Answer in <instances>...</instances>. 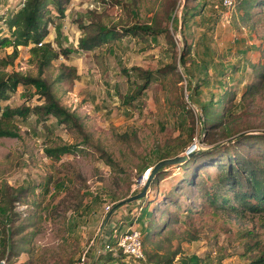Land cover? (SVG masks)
<instances>
[{
    "label": "rangeland",
    "instance_id": "rangeland-1",
    "mask_svg": "<svg viewBox=\"0 0 264 264\" xmlns=\"http://www.w3.org/2000/svg\"><path fill=\"white\" fill-rule=\"evenodd\" d=\"M23 1L0 2V39L15 38L8 19ZM260 3L253 1L252 14L241 5L229 20L218 15L213 0H70L64 16L48 3L49 33L41 41L51 42L60 54L43 76L55 83L61 103L79 115L88 140L77 130H66L54 117L46 121L31 113L12 119L20 137L0 138V185L30 184L46 194L49 188L35 206L22 208L39 217L35 224L17 223L21 227L15 239L21 250L11 264H74L84 254L86 264H101L114 223L131 217L139 205H124L110 219L106 208L140 193L144 185L134 193L132 188L171 146L178 147L172 155H181L194 138H201L203 144L202 105L212 98L210 119H218L223 109L233 105L234 118L229 119L225 110L223 114L240 132L225 139L222 128L214 129L210 136L217 141L208 140L204 149L245 134L264 133V3ZM194 9L186 21L185 13ZM83 23L119 30L151 23L160 33L155 38L127 35L83 51L77 49ZM34 46V42L19 46L13 60L14 47L0 46V75L37 74L30 62ZM59 46L70 50L69 55L61 54ZM68 67L76 68L75 77L68 70L71 77L58 80ZM135 68L154 73L152 83L128 104L123 96L129 97L144 83ZM33 90L20 85L2 105L42 103ZM60 142L81 145L71 154L48 157L45 147ZM206 166L201 176L217 184L215 167ZM185 174L170 165L158 187L152 189L150 183L149 202H155L157 190H172ZM180 191L169 201L161 196L159 202L167 211L153 218L164 229L158 233L157 225L150 240L144 237L151 254L177 251L174 264H184L192 256L200 258V264H246L264 253V213L244 211L243 206L239 213L214 208L191 184ZM1 239L0 235V252ZM144 253L142 261L122 258L110 264H145L148 254Z\"/></svg>",
    "mask_w": 264,
    "mask_h": 264
},
{
    "label": "trees",
    "instance_id": "trees-1",
    "mask_svg": "<svg viewBox=\"0 0 264 264\" xmlns=\"http://www.w3.org/2000/svg\"><path fill=\"white\" fill-rule=\"evenodd\" d=\"M2 0H0L1 2ZM70 0H25L24 5L11 15L8 19L9 26L11 29L15 28L14 36L11 39L9 37L0 39V46L12 45L14 47L12 60L18 56V47L22 45H28L30 42H34L35 46L31 48V60L37 68V74H23L20 72L4 73L0 75V138L2 137H20V133L17 128L13 127L12 119L15 116L25 117L28 114H35L40 119L48 120L50 117H54L57 123L70 130H77L83 133L85 140H88V134L83 130V124L80 120L79 115L65 107L59 97L56 94L54 84L44 77L45 70L52 65L53 60L59 57V52L52 46L51 42H42L41 40L47 37L48 22L45 19V9L48 3H52L61 16L65 15L66 4ZM254 1V0H253ZM252 0H237L236 10L241 8V5H247L249 14H252L254 8ZM260 1V5L264 2ZM261 5V6H262ZM185 13L184 19L187 21L190 15L194 13ZM189 15V16H187ZM82 36L79 39L78 48L83 51H92L96 48L101 47L104 44L113 43L116 40L130 35V36H142L152 35L154 38L158 36L160 30L155 28L153 24H133L128 28L119 30L113 27H109L104 24L95 23L93 24H81ZM58 36L62 34L61 24L56 27ZM61 50L63 48L59 46ZM70 50L64 49L61 54L69 55ZM1 63V60H0ZM4 64L7 65L4 61ZM68 70H72V77L76 75V68L68 67L67 70H62L58 75V80H67L71 77ZM136 74H139L143 78L144 83L138 86L139 90L133 92L128 97L123 96V100L128 104H131L136 100L140 94L152 83V75L154 72L144 71L141 68H135ZM202 81V80H201ZM23 85L27 88L34 89L33 95H39L43 99L42 103L31 107L27 105L17 107H4L2 102L8 100L12 93L18 90V87ZM198 88L195 92H197ZM214 99L212 98L207 104L202 105L203 116L205 119V139L203 144L208 145V140H211L210 131L214 129H223L222 138H229L240 131L233 129L231 122L225 119V114L222 113L218 116V119H210V108L213 105ZM222 101V100H221ZM175 103V102H173ZM234 106L231 105L224 111L228 113V118L232 119L234 115ZM204 123V122H203ZM217 140H211L210 143H216ZM86 142V141H85ZM83 142V145L85 144ZM81 144H69L60 142L56 145L46 146L44 151L50 158H58L64 154H71L80 149ZM189 144L184 146V149ZM247 148L246 152H243V147ZM175 146H171L170 151L159 157L156 164L167 158L179 155ZM207 164L211 167H215L217 174V184H213L207 180L204 176H201V171L207 168ZM155 165V164H154ZM153 165V166H154ZM177 168L183 170L186 173L183 176L182 181H179L176 186L164 192L163 190H157V198L155 202H149V192L142 199L136 200L133 203H137L139 216L136 219L138 226L141 227L140 231L143 236V248L144 252L148 254V259L145 260V264H174L176 257L179 254L177 251H170L169 253L160 254L159 256L151 254L145 247L144 237L151 239L150 235L155 231L157 225L159 232L162 233L164 229L159 223L155 224L154 216L157 214H164L167 211V207L163 208L161 204V196L164 197L162 200L173 198L177 192H181L180 188L185 189L188 184L194 186L198 193H202L206 197V201L209 205L214 208H222L239 213L241 211H250L253 213H264V133H249L243 136H239L235 141L226 143L223 145H214L213 148H206L198 150L185 162L176 164ZM151 168V166L149 167ZM147 168V170L149 169ZM169 166L163 167L151 180V188L158 187V184L165 178L164 174L168 172ZM151 172V171H150ZM149 172V174H150ZM212 175V174H211ZM154 186V187H153ZM150 188V189H151ZM224 191H223V190ZM38 193V194H37ZM49 188H47V194ZM42 194V195H41ZM45 192H37V189L30 184L21 185L14 187L7 181H4L0 185V230H2V252H0V260L6 257L9 264L10 260L14 256H18L21 250L20 243L16 241L15 237L18 232V228L21 227L17 223L20 221L24 225L32 223L37 220L39 215L32 213L27 215L25 210H18L19 206H35L41 197H46ZM127 197V196H126ZM125 198V197H123ZM178 200V197L175 198ZM37 201V202H36ZM161 201V202H159ZM149 202V203H148ZM154 203V204H153ZM116 205V203H115ZM131 205V204H129ZM151 205H153L152 208ZM243 206V210H239V207ZM17 209V211L15 210ZM150 220L152 222L151 228ZM134 222V216L127 217L120 221L118 228L124 229L126 225ZM37 223V222H35ZM34 222L32 224H35ZM155 233V232H154ZM115 239L112 237L110 245H115ZM117 252V253H116ZM122 252L116 250H110L106 254L101 256V264H109L111 262H119L124 258ZM200 264V258L192 256L186 260L184 264ZM246 264H264V253L261 252L258 256L251 259Z\"/></svg>",
    "mask_w": 264,
    "mask_h": 264
},
{
    "label": "built area",
    "instance_id": "built-area-1",
    "mask_svg": "<svg viewBox=\"0 0 264 264\" xmlns=\"http://www.w3.org/2000/svg\"><path fill=\"white\" fill-rule=\"evenodd\" d=\"M213 1H214V7L217 10L218 15L224 16L227 20L233 17L234 12L236 11L237 0H213ZM24 2L25 0L21 2L19 6L22 7L24 5ZM201 141H202L201 138L200 140L198 137L194 138V140L185 148L183 154H185L186 156H191L198 150L202 149L203 144ZM149 171L150 170H148V172H146L144 176L145 177L144 182L139 181L137 186H134L132 188L131 193L138 191L143 185H145L149 177L148 175ZM144 177H142L141 180ZM20 207L22 210L23 207H27V206L24 205V206H19V208ZM112 209L113 207L108 206L106 208V214L109 213ZM118 210L114 212L115 213L113 214L114 216L116 215ZM139 212L140 211L137 208L134 212H131L132 216H134V222L132 224L126 225L124 229L118 228L120 221L118 223L117 222L114 223L113 227H115V229L110 233L109 239L104 242L105 251L116 250L118 252H122V254H124L125 256L124 258L126 259L134 258L135 260L142 261L145 258V253L143 248V234L139 229L138 223L136 222V219L139 216ZM112 237L115 239L116 244L111 246L110 242ZM0 264H9L8 259L6 257L4 259H1ZM74 264H86L85 254Z\"/></svg>",
    "mask_w": 264,
    "mask_h": 264
},
{
    "label": "water",
    "instance_id": "water-1",
    "mask_svg": "<svg viewBox=\"0 0 264 264\" xmlns=\"http://www.w3.org/2000/svg\"><path fill=\"white\" fill-rule=\"evenodd\" d=\"M188 159V156H186L185 154H181V155H177L175 157L172 158H167V159H163L161 161H159L152 169V172L150 173L149 178L147 179L143 190L138 193L135 194L134 196H131L123 201H120L119 203H117L114 208L108 213V218L110 219V217L113 215L114 212H116L119 208L123 207L124 205L130 204L131 202H134L136 200L142 199L143 197H145L148 193V190L150 188V183L152 178L165 166H170V165H176L182 162H185ZM141 181V178L140 180Z\"/></svg>",
    "mask_w": 264,
    "mask_h": 264
},
{
    "label": "crops",
    "instance_id": "crops-1",
    "mask_svg": "<svg viewBox=\"0 0 264 264\" xmlns=\"http://www.w3.org/2000/svg\"><path fill=\"white\" fill-rule=\"evenodd\" d=\"M0 215H1V213H0ZM0 235H1V237L3 236L2 235V230H0ZM96 256H98L97 254H95ZM96 258V257H95ZM177 260V259H176ZM110 264V263H109Z\"/></svg>",
    "mask_w": 264,
    "mask_h": 264
},
{
    "label": "bare ground",
    "instance_id": "bare-ground-1",
    "mask_svg": "<svg viewBox=\"0 0 264 264\" xmlns=\"http://www.w3.org/2000/svg\"><path fill=\"white\" fill-rule=\"evenodd\" d=\"M151 172H152V170H151ZM151 172H150V173H151ZM148 175H150V174H148ZM148 175H146V176H148ZM144 180H145V177H144L141 181L144 182Z\"/></svg>",
    "mask_w": 264,
    "mask_h": 264
}]
</instances>
